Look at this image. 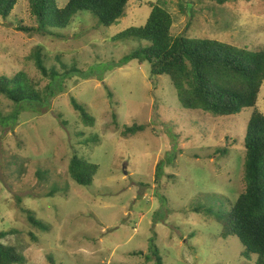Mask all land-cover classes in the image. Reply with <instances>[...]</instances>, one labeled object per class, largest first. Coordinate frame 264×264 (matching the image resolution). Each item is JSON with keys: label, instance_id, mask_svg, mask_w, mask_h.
Instances as JSON below:
<instances>
[{"label": "rangeland", "instance_id": "rangeland-1", "mask_svg": "<svg viewBox=\"0 0 264 264\" xmlns=\"http://www.w3.org/2000/svg\"><path fill=\"white\" fill-rule=\"evenodd\" d=\"M151 2L172 14L173 36L264 47V0H129L111 26L79 11L50 35L17 29L37 28L29 0L0 15V75L24 72L45 99L21 106L0 94V231L8 233L0 242L17 246L25 258L17 264H154L151 238L164 264H255L237 236L222 238L215 217L195 211L230 207L244 191L252 107L227 116L186 108L148 61L121 63L139 42L113 36L144 25ZM38 51L55 79L37 67ZM257 106L264 113V81ZM133 124L144 128L123 136ZM74 153L99 165L91 185L71 179Z\"/></svg>", "mask_w": 264, "mask_h": 264}, {"label": "trees", "instance_id": "trees-1", "mask_svg": "<svg viewBox=\"0 0 264 264\" xmlns=\"http://www.w3.org/2000/svg\"><path fill=\"white\" fill-rule=\"evenodd\" d=\"M18 1L0 0V15L7 18ZM128 2L129 0H68L64 6L59 7L57 0H29L37 28L20 25L17 29L35 30L43 35L54 34L55 28H68L79 11H89L101 24L111 26L125 15ZM150 6L151 12L144 25L130 26L113 36L114 41L132 39L139 42V46L126 54L121 63L134 59L141 63L148 61L152 76L166 74L170 77L182 106L186 108L227 116L252 107L244 137V191L230 207L225 206L222 201L216 211L207 207H198L195 211L214 216L221 225L222 238L237 236L244 246L242 256L251 259L255 255V264H264V113L257 106L264 81V47L249 49L217 39L188 37L184 34L173 36L172 14L156 3L151 2ZM35 60L41 73L48 75L41 52L35 53ZM49 73L52 79L59 75L53 70ZM33 84L22 71L12 76L1 74L0 94L21 106L42 103L45 99ZM71 102L79 111L82 122L93 126L94 117L85 106L74 97ZM143 128L140 124L125 125L121 133L127 136ZM90 138L96 142V137L92 136L86 140ZM221 152L226 154L227 149L224 148ZM98 168L97 163L74 153L68 171L71 179L78 184L91 185ZM53 193L50 190L51 196ZM22 211L27 214L32 225L48 230V225L37 219L30 210L22 207ZM7 234V231H0V239ZM154 241L151 238L149 245L154 264H164ZM24 259L17 246L0 242V264L22 263Z\"/></svg>", "mask_w": 264, "mask_h": 264}]
</instances>
